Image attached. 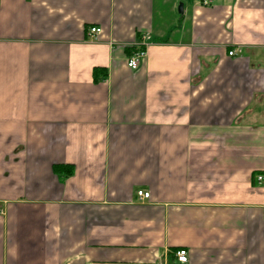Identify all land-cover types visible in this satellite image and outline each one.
Returning <instances> with one entry per match:
<instances>
[{"label":"crops","instance_id":"crops-1","mask_svg":"<svg viewBox=\"0 0 264 264\" xmlns=\"http://www.w3.org/2000/svg\"><path fill=\"white\" fill-rule=\"evenodd\" d=\"M204 1L0 0V264H264V0Z\"/></svg>","mask_w":264,"mask_h":264},{"label":"built area","instance_id":"built-area-1","mask_svg":"<svg viewBox=\"0 0 264 264\" xmlns=\"http://www.w3.org/2000/svg\"><path fill=\"white\" fill-rule=\"evenodd\" d=\"M210 0H205V3H209ZM101 31V28L98 26H92L90 28V35H95ZM150 35L148 33H145L141 36L140 40L136 42L133 46H135V50L128 56L127 64L131 68H137L140 64V62L147 56V41L149 40ZM229 53L231 55L236 54V50H230ZM258 180H263L264 176L263 175H258L257 176ZM138 196L143 199V198H148L150 193L148 191H145L143 189H140L137 191ZM177 258L179 261L182 262H187L188 261V254L187 250L184 248H181L177 250L176 252Z\"/></svg>","mask_w":264,"mask_h":264},{"label":"trees","instance_id":"trees-1","mask_svg":"<svg viewBox=\"0 0 264 264\" xmlns=\"http://www.w3.org/2000/svg\"><path fill=\"white\" fill-rule=\"evenodd\" d=\"M135 50V46H130V52L129 55ZM103 74L106 75V70H103ZM98 74H99V69H95L94 71V75H95V79H98ZM54 170L58 173H62V172H67L68 174L73 172V167L72 166H68V165H56L54 167Z\"/></svg>","mask_w":264,"mask_h":264}]
</instances>
